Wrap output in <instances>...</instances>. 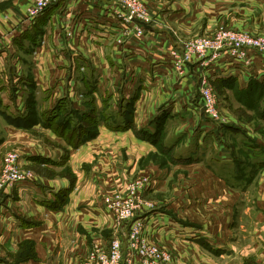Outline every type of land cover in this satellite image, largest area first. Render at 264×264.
I'll use <instances>...</instances> for the list:
<instances>
[{"label": "crops", "instance_id": "obj_1", "mask_svg": "<svg viewBox=\"0 0 264 264\" xmlns=\"http://www.w3.org/2000/svg\"><path fill=\"white\" fill-rule=\"evenodd\" d=\"M28 5V0H0V109L7 112L6 116H26L24 105L18 104L8 96L11 86L8 72L20 67V57L13 54L12 48L18 43L27 49L30 45L40 44L38 38L43 37L44 43L39 48L40 52L35 55L27 53L30 57L39 56L37 62L33 66L28 63L27 68L23 65L22 69L18 70L21 81L26 79L24 73L28 69L36 70L35 88L43 97H39V104L50 102L57 94L65 93L68 89L66 79L64 76L58 77V71H65L64 68L69 66L67 57L70 56L87 71L86 88L81 86V90L93 93L100 107L105 106L103 121L99 122L104 124L106 130L122 131L135 124L143 128H139L140 132L153 135L157 131L159 119L165 118L166 126L186 123L193 131L184 130L179 136L184 133H191L193 136L197 133L202 137L198 143L193 144L192 137L186 135L185 148L175 156L178 160L196 162L207 158L208 164L213 166L214 171L211 170L216 172L217 179L220 180L215 182V186L227 194L235 195L239 187L245 188L249 183L251 186L254 184L251 179L248 180V174L244 171L242 162L238 163L236 160L234 152H231V155L226 150L216 149L212 154L215 163L212 164V160L208 158L209 152L202 150L207 148L216 130L214 123L201 114V103L197 97H200L199 83L205 76L222 85L226 82L225 86L231 82L238 84L240 90H247L252 85L264 87V54L251 50L250 55L254 56V63L245 66L240 60L224 53L221 58L205 68L196 67V64L192 68L187 67L188 76L180 78L174 76L176 74L170 52L177 46V42L167 25L153 23L149 25L150 28H146L144 37L129 36L119 46L116 39L127 24L116 17L119 6L112 0H61L34 20L26 17ZM165 17L170 23H187L191 20V13L187 10H175L168 12ZM71 39H74L73 42L101 46L103 49L109 46L110 50L108 49L107 53L102 52L94 63V59L91 60L90 56L81 51H73L71 55ZM167 80L171 81V84L166 86ZM132 112L134 122L128 119ZM70 120L74 121V124L79 123V118L75 116ZM234 138L240 150L249 154L256 166L264 165V144H255L252 139L239 136L238 133H235ZM198 144L201 149H197ZM171 145L173 144L168 147ZM220 146L223 148L221 144ZM51 157L53 159L54 156ZM163 177L161 173L156 175L149 189H156L161 185ZM67 186L68 184L62 187L47 185L34 178L17 185L15 190L13 187L5 190L0 206V264H82L95 244L104 247L110 245L111 240L90 230L80 235L77 233L75 246L72 244L69 249L62 244L61 250L58 251L59 234L67 238L75 235L76 230L69 228L70 222L75 219L81 218L83 221L95 223L97 227L101 226L100 223L109 228L115 227L114 215L106 208L102 194L93 187L79 194L73 192L71 203L60 208L56 195ZM258 194L256 198L242 200L240 204L253 206L252 209L259 212L264 223V187ZM78 200L80 204L75 205ZM220 201L223 206V201ZM231 212L233 213V210L229 213ZM140 215L145 219V233L149 240L170 250L179 264L189 262L184 263L183 255L182 260H179L178 245L197 250L193 256L197 264H204V252L196 248L200 243L209 246L214 252H224L222 256L231 257L237 253L236 247L233 244L228 245L226 240L228 236L233 237V214L230 216L223 210L214 212L206 221L200 220L197 225H185L182 217L159 209L153 212L149 210L138 216ZM256 226H251V231H254L249 233L248 238L252 243V251L258 252L264 249V233L257 232L254 229ZM28 241H34L36 244L34 257L22 262L6 259L7 249H13ZM62 251L65 257L59 261L58 252ZM184 253L188 256V251ZM232 261L233 264H245L235 257Z\"/></svg>", "mask_w": 264, "mask_h": 264}, {"label": "rangeland", "instance_id": "obj_2", "mask_svg": "<svg viewBox=\"0 0 264 264\" xmlns=\"http://www.w3.org/2000/svg\"><path fill=\"white\" fill-rule=\"evenodd\" d=\"M141 1L148 9L152 21L160 26H169L174 35L177 46L172 48L171 55L175 51L177 55L186 57L188 47L191 44L208 41L211 44L210 49L202 58L207 57L205 60L210 61L213 58L212 53L215 52L214 44L226 42L224 44L232 46V49L227 48L222 52L219 57L221 58L224 53L229 54L230 50L236 48L237 39L251 38L254 41L264 43V0ZM175 10L189 11L191 20L187 23H170L165 15ZM229 33L232 36L228 35ZM72 36L73 34L70 37ZM38 39L40 44H33L29 47L27 45V49L18 43H15L12 48L13 54L20 57L18 60L20 67L8 72L11 85L8 96L16 100L18 104L24 105L26 116L23 119L26 121V125L19 127L12 124L6 117L7 112H2L0 109V179L6 164L10 163L9 156L14 154L17 157L16 168L21 172H30L37 181L61 187L68 184L56 195L57 204L61 205L60 208H62L71 203L73 192L79 194L82 191L90 190L91 187L102 194V201L116 196H120L122 199L128 198L130 194L127 188L130 185L143 177L151 178L153 184L155 176L161 173L164 176L161 185L156 189H149L150 185L140 193L144 200L152 203L153 208L151 206L152 209L149 208L145 212H135L134 218L143 212L146 213L149 210L153 212L159 209V211L171 212L182 217L184 219L182 222L185 225H197L200 220L206 221V218L210 219L209 217L214 212L223 210L230 216L233 214V237L228 236L226 240L228 245L233 244L236 247L237 253L231 257L222 256L224 252L219 250L214 252L209 246L200 243L196 248L204 252V264H233L234 257L245 264H262L264 262V249L258 252L252 251V243L248 238L249 233L254 231H251V226L257 225L254 229L260 234L264 233L262 217L259 212H256V209H252L253 206L240 204L242 200L247 201L248 198H256L259 195L258 191L264 187V165L256 166L249 154L240 150L241 148L236 144L234 138L235 133H238L239 136L252 139L255 144H264V87L252 85L247 90H240L238 84L234 85L231 82L225 86L213 82L206 76L199 83L200 97L198 96L197 99L201 103V114L206 116L203 112V105L212 110L213 118L209 119L211 123H214L216 130V134L210 138L207 148L202 150L209 152L208 158L210 160H212V154L216 152V149L226 150L229 154L234 152L238 163L242 162L244 171L248 174V180L251 179L250 181L254 182L252 186L249 183L245 188L239 187L235 195L227 194L222 189H217L215 182H217L218 177L216 172H213V166L208 164L207 158L196 162H181L176 158L185 148L186 135L192 137L191 143L193 144L198 143L202 137L201 134L197 133L193 136L191 133L190 135L187 133L182 136L178 135L184 130H192L190 125L177 123L166 126L164 118L159 119L156 125L157 131L153 135L144 131L140 132L139 130H143V128L138 125L135 126V124H131L132 126L122 131L106 130L104 124L101 123L105 106L100 107L93 93L81 90V86L86 88L87 71L85 67L78 65L70 56L67 57L69 66L64 68V72L59 70L60 64L58 62V77L64 76L63 78L68 83V89L65 93L57 94L50 102L47 101L43 105L39 104L38 101L40 102L43 97H41L42 93H37L35 88L36 70L28 69L27 73H24L26 79L23 81L18 76V70L22 69L23 65L27 68L28 63L33 66L37 62L39 56L30 57L27 53H34L35 55L40 52L39 48L43 45L44 39L43 37ZM73 40L71 39L69 43L70 48H72L71 55L73 51H81L90 56L91 60L94 59V63L102 52L107 53L110 50L109 46L103 49L101 46H91L79 41L73 42ZM116 43L121 46L124 42H120L118 38ZM250 51L249 55H244L249 63L241 61L245 66L254 63V56L250 55ZM192 61L196 63V67H207L197 58ZM195 63L189 62L186 67L192 68ZM173 67L176 74L174 76L180 78L188 76L186 67L184 72H180L174 65ZM169 84L171 81L167 80L165 85ZM208 90L212 92L214 101L206 98ZM57 109L59 112L52 113ZM9 112L12 113V111ZM66 115L78 117L81 126L88 128L92 135L87 136L85 133V136L80 135V138L84 140L78 143L72 142L74 141V133H71L70 129L74 128L76 124L72 121L73 124H70L69 129ZM132 115L134 112L128 119L133 120ZM100 120L101 122H99ZM62 124L68 128L64 133H61ZM85 144L88 145L85 146ZM169 144L173 145L168 147ZM197 149H201L200 144H198ZM52 155L55 160L52 159ZM213 162L212 160V164ZM9 187H13L14 190L17 189L14 184H6L2 193L3 200L5 190ZM15 195L18 196V193L15 192ZM220 200L223 201V206L220 205ZM53 201L56 203L55 200ZM78 204H80L79 200L75 205ZM232 210L233 213H229ZM131 223L132 220H127L122 224L115 221V227L109 228L103 223L97 227L95 223L83 221L81 218L75 219L69 224V228L76 230L75 235L67 238L59 234L58 251L61 250L62 244H65V247H69V249L72 244L75 246L76 242L74 241L77 236L90 230L111 241L113 237L125 239ZM178 246L180 261L183 255L184 263L197 264L193 257L197 250H189L188 246ZM28 248H31L36 255L35 242L28 241L23 245L13 247V249H7L5 257L12 262H18L19 253ZM185 251H188V256L184 255ZM64 257L63 251L58 252L59 261L60 258ZM174 262L179 264L176 256H174Z\"/></svg>", "mask_w": 264, "mask_h": 264}, {"label": "built area", "instance_id": "obj_3", "mask_svg": "<svg viewBox=\"0 0 264 264\" xmlns=\"http://www.w3.org/2000/svg\"><path fill=\"white\" fill-rule=\"evenodd\" d=\"M29 5L26 10V17L34 20L42 16L51 6L61 0H28ZM119 8L115 13L116 17L127 24L125 30L118 37L120 42H124L129 36L137 38L146 35V25H152L154 22L150 18L149 11L141 0H112ZM228 35L232 36L231 33ZM237 45L234 50H230L229 54L244 63H249L244 55H249L250 50H258L264 54V43L254 41L253 39H237ZM226 43V42H224ZM219 43L214 44L215 52L212 53L210 61L202 58L208 49L210 42L201 41L198 44H191L188 47L186 57L179 56L173 52V65L175 68L184 72L185 67L189 62L195 63L192 60L196 58L199 62H203L204 66H208L213 60L219 58L222 52L227 48L232 49V46ZM1 50V42H0ZM196 64V63H195ZM187 68V67H186ZM204 97V94H202ZM208 100L214 101L212 92L208 90L206 95ZM211 108H213L210 105ZM212 110L208 106L203 105V112L210 119L213 118ZM17 157L14 154L9 156V162L6 164L4 172L0 179V206L3 201V189L6 184L19 185L21 183L34 180L33 174L30 172H21L16 168ZM152 185L151 178L143 177L138 179L134 184L130 185L129 197L122 199L116 196L112 199L104 201L106 208L112 212L115 221L119 224L127 220H132L131 226L125 239L120 237L113 238L108 247L95 244L88 252L82 264H175L173 253L163 246L149 240L145 233L146 222L140 215L134 218V213L137 211L148 210L153 208L152 203L144 200L141 197V191ZM151 208V209H152Z\"/></svg>", "mask_w": 264, "mask_h": 264}, {"label": "trees", "instance_id": "obj_4", "mask_svg": "<svg viewBox=\"0 0 264 264\" xmlns=\"http://www.w3.org/2000/svg\"><path fill=\"white\" fill-rule=\"evenodd\" d=\"M225 83L226 82H223V85H226ZM57 111H58V109L55 110V111H53L52 113H56ZM66 116H67L66 119L68 121L67 126L70 129V124L71 125L73 124L71 122V120H70V117L71 118H74V116L73 117L72 116H68V115H66ZM6 117L14 125H17L19 127H25V125H26V121H24V119H23L24 116H22V117H19L18 116V117L13 118V117L7 115ZM79 123H80V127H79ZM79 123H77L76 126H74V128L70 129L71 130V133L72 132L74 133V136H73L74 141H72L74 143L75 142L78 143V142L84 140V139L80 138V135L81 136H85L86 134H87V136H91L92 135L91 131L88 128H86L85 126H81L82 124H81L80 120H79ZM68 128L67 127L65 128V126L62 124V126H61V130L62 131H61V133L66 132ZM32 257H34V251L31 250V248H28L27 250L25 249L24 251H22V252L19 253L17 260H18V262H22V261H24L26 259H29V258H32Z\"/></svg>", "mask_w": 264, "mask_h": 264}, {"label": "water", "instance_id": "obj_5", "mask_svg": "<svg viewBox=\"0 0 264 264\" xmlns=\"http://www.w3.org/2000/svg\"><path fill=\"white\" fill-rule=\"evenodd\" d=\"M146 28H150V26L149 25H146V24H143Z\"/></svg>", "mask_w": 264, "mask_h": 264}]
</instances>
